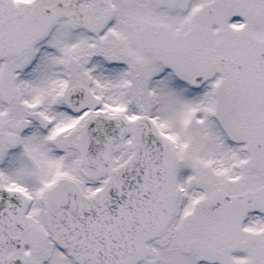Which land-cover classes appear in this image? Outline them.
Masks as SVG:
<instances>
[{
	"label": "snow or ice",
	"instance_id": "obj_1",
	"mask_svg": "<svg viewBox=\"0 0 264 264\" xmlns=\"http://www.w3.org/2000/svg\"><path fill=\"white\" fill-rule=\"evenodd\" d=\"M0 264H264V0H0Z\"/></svg>",
	"mask_w": 264,
	"mask_h": 264
}]
</instances>
